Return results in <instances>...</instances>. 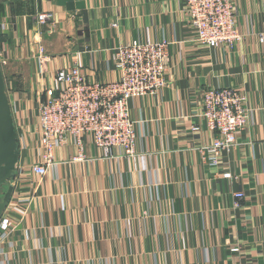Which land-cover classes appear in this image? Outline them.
I'll return each mask as SVG.
<instances>
[{"label": "crops", "instance_id": "0c3cea01", "mask_svg": "<svg viewBox=\"0 0 264 264\" xmlns=\"http://www.w3.org/2000/svg\"><path fill=\"white\" fill-rule=\"evenodd\" d=\"M183 2L0 0V62L27 69L12 81L4 72L24 115L58 70L79 61L90 80L114 81L113 48L171 41L168 85L130 102L137 157H106L88 142L86 159L74 162L70 146L36 188L20 172L29 162L21 154L12 200L28 202L22 264H264V0H237L244 39L233 49L196 45ZM47 12L53 21L40 23ZM218 86L248 96L250 119L217 166L198 153L214 134L194 113L198 93Z\"/></svg>", "mask_w": 264, "mask_h": 264}, {"label": "built area", "instance_id": "2783aa9c", "mask_svg": "<svg viewBox=\"0 0 264 264\" xmlns=\"http://www.w3.org/2000/svg\"><path fill=\"white\" fill-rule=\"evenodd\" d=\"M237 8V0H184L183 13L195 44L233 49L244 39ZM38 19L48 23L53 21V14L40 13ZM259 41L264 44V34ZM170 44L166 38L134 40L113 48L120 75L109 82L90 80L81 62L76 61L56 72L54 85L44 89L37 101L25 102V115L10 100L20 159L23 152L29 159L20 167L24 178L33 179L37 188L60 164L59 152L71 146L75 149L72 160L84 161L88 142L106 157H137L139 121L132 116L130 102L155 96L168 85ZM197 102L194 116L214 134L211 143L197 150L205 163L218 166L222 154L238 145V137L248 125V96L231 86L208 87L198 93ZM223 177L231 179L233 174L227 171ZM234 195L235 207H240L245 193L237 191ZM12 199L0 218V264L23 263L17 249L21 240L18 231L26 218L24 204L28 202ZM231 250L239 252L240 248Z\"/></svg>", "mask_w": 264, "mask_h": 264}, {"label": "water", "instance_id": "95a60500", "mask_svg": "<svg viewBox=\"0 0 264 264\" xmlns=\"http://www.w3.org/2000/svg\"><path fill=\"white\" fill-rule=\"evenodd\" d=\"M19 161L18 136L6 78L0 62V191L7 186L2 196L0 194V218L12 199Z\"/></svg>", "mask_w": 264, "mask_h": 264}, {"label": "rangeland", "instance_id": "374dc122", "mask_svg": "<svg viewBox=\"0 0 264 264\" xmlns=\"http://www.w3.org/2000/svg\"><path fill=\"white\" fill-rule=\"evenodd\" d=\"M2 68L4 70V72L6 71V75H7V78L9 81H12L13 80V72L14 73H23L25 74L24 72H26V67L25 66H22V65H12V66H7V65H3L2 64ZM72 160V159H71ZM7 189V186L5 185L3 189H1L0 191V194L2 196V194L6 191Z\"/></svg>", "mask_w": 264, "mask_h": 264}, {"label": "trees", "instance_id": "16d2710c", "mask_svg": "<svg viewBox=\"0 0 264 264\" xmlns=\"http://www.w3.org/2000/svg\"><path fill=\"white\" fill-rule=\"evenodd\" d=\"M6 78V77H5ZM6 83H7V78H6Z\"/></svg>", "mask_w": 264, "mask_h": 264}, {"label": "bare ground", "instance_id": "6f19581e", "mask_svg": "<svg viewBox=\"0 0 264 264\" xmlns=\"http://www.w3.org/2000/svg\"><path fill=\"white\" fill-rule=\"evenodd\" d=\"M7 90H8V88H7Z\"/></svg>", "mask_w": 264, "mask_h": 264}]
</instances>
